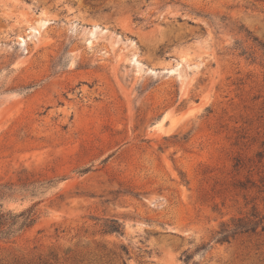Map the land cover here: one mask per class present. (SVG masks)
I'll return each instance as SVG.
<instances>
[{"label": "rangeland", "instance_id": "rangeland-1", "mask_svg": "<svg viewBox=\"0 0 264 264\" xmlns=\"http://www.w3.org/2000/svg\"><path fill=\"white\" fill-rule=\"evenodd\" d=\"M0 183V264H264V0H0Z\"/></svg>", "mask_w": 264, "mask_h": 264}, {"label": "trees", "instance_id": "trees-1", "mask_svg": "<svg viewBox=\"0 0 264 264\" xmlns=\"http://www.w3.org/2000/svg\"><path fill=\"white\" fill-rule=\"evenodd\" d=\"M42 186V185H41ZM12 185L0 183V238L12 239L20 235L27 228L34 225L38 220L37 207L41 200L34 202L32 205L25 207L20 211L7 209L5 207L6 190L11 189ZM40 186L34 185L31 189V196H37ZM44 188V187H41ZM263 217H259L257 211L250 214L249 219L245 220L239 218L238 221H233V226L229 224H222L221 229L218 231L220 238L218 241L228 239L231 235L237 233H250L255 232L262 222ZM111 230L120 232L121 224L116 223L111 226Z\"/></svg>", "mask_w": 264, "mask_h": 264}, {"label": "bare ground", "instance_id": "bare-ground-1", "mask_svg": "<svg viewBox=\"0 0 264 264\" xmlns=\"http://www.w3.org/2000/svg\"><path fill=\"white\" fill-rule=\"evenodd\" d=\"M38 21V28H43L46 27L48 22L47 20H44L43 18L37 20Z\"/></svg>", "mask_w": 264, "mask_h": 264}]
</instances>
